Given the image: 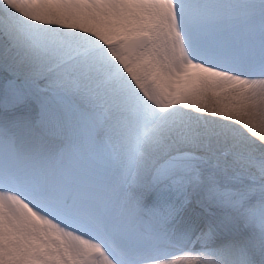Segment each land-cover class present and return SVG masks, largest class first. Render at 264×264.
<instances>
[{"label": "snow or ice", "instance_id": "1", "mask_svg": "<svg viewBox=\"0 0 264 264\" xmlns=\"http://www.w3.org/2000/svg\"><path fill=\"white\" fill-rule=\"evenodd\" d=\"M0 264H264V0H0Z\"/></svg>", "mask_w": 264, "mask_h": 264}, {"label": "bare ground", "instance_id": "2", "mask_svg": "<svg viewBox=\"0 0 264 264\" xmlns=\"http://www.w3.org/2000/svg\"><path fill=\"white\" fill-rule=\"evenodd\" d=\"M194 255V254H193Z\"/></svg>", "mask_w": 264, "mask_h": 264}]
</instances>
